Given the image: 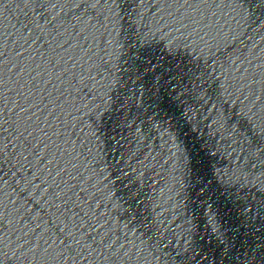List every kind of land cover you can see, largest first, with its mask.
<instances>
[{"label": "snow or ice", "instance_id": "6c2138e0", "mask_svg": "<svg viewBox=\"0 0 264 264\" xmlns=\"http://www.w3.org/2000/svg\"><path fill=\"white\" fill-rule=\"evenodd\" d=\"M229 2H230V4H234V5L237 6V9L239 10V12L241 14L239 18L242 19L243 18V12H244V5L248 3V0H229ZM75 235H76V232L74 230H69V231H67L65 233L66 239L69 241V246L70 247H74L77 243L82 242V241L85 240V239H82V237L84 235H80L79 241H75V240L72 239L73 237H75ZM61 243H63V241ZM87 246L91 247L90 245H87ZM67 251H68V249H65V252H67ZM0 255H3V250L2 249H0ZM77 255H79V253H77ZM9 264H10V262H9ZM65 264H67V262H65ZM73 264H76V262L73 261Z\"/></svg>", "mask_w": 264, "mask_h": 264}]
</instances>
